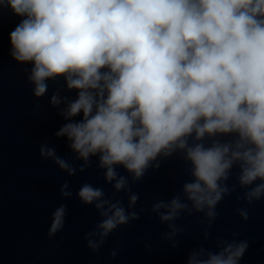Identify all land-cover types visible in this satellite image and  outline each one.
I'll list each match as a JSON object with an SVG mask.
<instances>
[{"label": "clouds", "instance_id": "obj_1", "mask_svg": "<svg viewBox=\"0 0 264 264\" xmlns=\"http://www.w3.org/2000/svg\"><path fill=\"white\" fill-rule=\"evenodd\" d=\"M5 7L20 17L8 33L10 55L31 62L33 94L41 96L46 78L61 75L76 90L74 98L51 96L53 105L66 101L56 135L86 162L99 154L104 178H115L114 188H126L130 201L138 193L126 187L117 165L138 179L158 155L176 148L184 150L193 178L182 184L187 200L175 193L152 205L164 209L162 220L179 216L188 200L217 216L233 165L239 183L252 185L248 200L264 193V0H0ZM228 132L237 135L203 139ZM40 154L76 170L54 147L41 145ZM67 185L61 183L64 196L72 194ZM76 195L101 217L85 232L96 237L86 240L93 251L139 216L88 181ZM66 210L60 203L51 212L49 234L63 227ZM238 211L247 219L246 209ZM216 240L222 247L200 245L187 264H239L248 240Z\"/></svg>", "mask_w": 264, "mask_h": 264}, {"label": "water", "instance_id": "obj_2", "mask_svg": "<svg viewBox=\"0 0 264 264\" xmlns=\"http://www.w3.org/2000/svg\"><path fill=\"white\" fill-rule=\"evenodd\" d=\"M19 19L9 8L0 9V264H187L191 251L200 245L213 250L222 247L217 236L246 238L248 247L239 264H264V193L248 200L245 194L252 185L239 183L236 165L226 180L231 190L214 206L217 216L209 217L208 206L197 209L188 200L189 207L180 209L179 216L162 220L159 212L164 209L152 208L156 201L170 200L175 193L187 200L182 184L193 177L183 149L158 155L138 179L117 165L118 172L127 175L126 187L138 193V199L130 201L126 188H114L115 178H104L99 154L86 162L69 147L65 136H57L66 122L61 113L66 101L53 105L51 96L56 92L74 98L76 90L69 89L61 75L46 78L48 87L41 96L33 94L28 80L31 62H19L10 55L8 33ZM236 135L228 132L209 137L206 133L203 139L211 143ZM41 145L54 147L75 172L61 168L53 156H42ZM65 180L72 192L68 196L61 194ZM85 181L102 186L107 197L121 200L129 212H139L138 217H130L110 232L97 251L86 244L88 238L96 237H86L85 232L101 218L99 211L82 204L76 195ZM60 203L67 209L64 225L49 234L51 212ZM240 208L247 210V219ZM113 248L115 255H109Z\"/></svg>", "mask_w": 264, "mask_h": 264}]
</instances>
